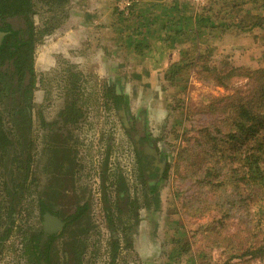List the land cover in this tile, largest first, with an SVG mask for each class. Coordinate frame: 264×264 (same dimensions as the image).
Returning a JSON list of instances; mask_svg holds the SVG:
<instances>
[{
	"label": "trees",
	"instance_id": "1",
	"mask_svg": "<svg viewBox=\"0 0 264 264\" xmlns=\"http://www.w3.org/2000/svg\"><path fill=\"white\" fill-rule=\"evenodd\" d=\"M36 1L0 0V92L7 95L9 90L17 92L18 102L9 111L19 113L29 109L28 103L23 102L21 109L19 103L22 96L30 95L36 82L35 43L41 35V28H37L33 20ZM138 3L130 11V18L139 19V27L135 30L139 38L128 36L127 43L132 49L145 56L154 40L164 41L169 48L184 43L180 47L181 58L169 64L165 75L171 86L184 90L186 82L183 85L176 79L185 68L195 67L206 82H216L231 92L210 96L200 105L190 103L187 107L178 100L175 109L180 115L174 117V126H183L182 132L173 128L184 143L178 146L171 165L149 131L144 113L140 112L137 120L132 122L134 115L123 101L122 90L116 89L114 84L107 87L106 98L111 103L108 108L119 112L127 129L132 131L140 161L145 170L149 169L146 177L165 178L172 169V186L179 196L182 214L187 218H210L193 230L192 238L203 235L206 228L207 245L212 249L226 246L233 251L230 259L264 258V67L245 69L225 62L226 68L216 72V67L210 64L213 52L209 41L216 29L218 36L230 30L264 33V0H214L204 4L199 11H194L187 3L173 0L167 6L163 4L164 9L157 14L151 11L153 5ZM52 28L49 24L44 32L49 33ZM241 77L245 82L239 86ZM73 111L80 112L75 108ZM9 130L6 121L0 117L1 150L11 147ZM145 142L160 152L155 170L150 167L152 159L143 148ZM117 194L123 199L126 190L120 189ZM86 207V204L77 205L76 211L66 217L67 222L77 220ZM108 214L111 218V213ZM176 226L178 230L166 252L165 264H209L204 260V246L198 247L196 255L190 254V236L181 221L176 222ZM232 226L234 231L229 229ZM55 236L44 231L32 236L38 264L42 257L46 264H52L49 250ZM42 238L48 241L43 249Z\"/></svg>",
	"mask_w": 264,
	"mask_h": 264
},
{
	"label": "rangeland",
	"instance_id": "2",
	"mask_svg": "<svg viewBox=\"0 0 264 264\" xmlns=\"http://www.w3.org/2000/svg\"><path fill=\"white\" fill-rule=\"evenodd\" d=\"M172 1L134 0L131 8L136 2L142 6L153 5L151 11L157 14L164 9L163 4L167 6ZM176 1L187 3L194 11H199L204 4L214 0H206L201 4L190 0ZM56 2L36 1L35 22L41 28L36 46V70L38 76L45 79L37 94L45 107L44 116L49 121L52 120L56 117L55 110L62 100L61 79L73 68L75 71L79 70L74 82L80 84L83 113L73 136L76 139L78 160L83 165L78 171V182L88 189L87 192L92 198L90 220L94 228L89 232L91 236L89 237V233L87 236L89 240L85 258L89 263L93 259L95 264H165L166 252L170 249L171 240L175 238V232L178 230L176 222L181 221L190 236L193 230L210 218H187L182 214L179 196L175 194L172 186L173 172L170 169L168 176L157 184L155 193L148 197L147 204H142L143 200L139 197L141 206L136 221L133 213L120 210V203L117 204L116 200L112 203L119 217L116 222L122 239L119 242L116 262L110 263L112 251L108 244L109 229L101 207L102 189L96 192L95 189H98L103 181L102 172L106 164V184H111V181L118 182L121 178L124 182L132 181V176L129 171L130 144L122 127V119L109 109V104L105 102L106 86L110 82L117 83L131 113H144L148 129L159 147L167 154L170 165L174 162L178 146L184 143H181V136H177L174 129L177 127L178 131L182 132L183 127L174 126V117L180 115L179 110L175 109L178 100L179 104L186 107L190 103L200 105L210 96H221L231 90L217 85L216 82H206L203 74L198 73L195 67L185 68L176 79L177 82L181 80L183 85L186 82L184 90L171 86L165 75L169 64L181 58L180 47L184 46V43L179 47L169 48L164 41L154 40L145 56L132 49L127 43L128 36L139 38L135 34L139 19L130 18L131 8L127 14L121 11L120 0ZM49 24H52L53 28L49 33L44 32ZM214 31L213 35L209 36L213 52L210 64L216 67V72L219 69L224 70L226 63L245 69L264 67L263 31L230 30L219 36L218 29ZM244 82L245 78L241 77L237 85L241 86ZM43 155L38 159L41 162L45 159ZM114 190L115 188H112L111 192ZM5 195L0 183V203ZM114 197L112 193V199H115ZM30 200V195H21L22 206H26ZM24 220L33 223V228L39 225L36 216L21 219V222ZM82 227L83 224L78 225V228ZM95 228L98 230L95 231ZM229 229L235 230L233 226ZM204 231L203 235L200 234L196 238L190 236V254L196 255L198 247L204 246V260H208L209 264H264V258L248 261H242L244 258L230 259L233 251L221 245L210 248L207 245L208 236H205L208 231L206 228ZM17 246V238L12 237L6 243L1 264H14L17 261L20 253Z\"/></svg>",
	"mask_w": 264,
	"mask_h": 264
},
{
	"label": "flooded vegetation",
	"instance_id": "3",
	"mask_svg": "<svg viewBox=\"0 0 264 264\" xmlns=\"http://www.w3.org/2000/svg\"><path fill=\"white\" fill-rule=\"evenodd\" d=\"M58 1L61 3L67 0ZM53 2L57 3L56 0ZM33 20L36 25L35 14ZM37 28L39 27L37 26ZM1 34L2 32H0ZM37 43L38 40L35 43L34 53L36 82L30 95L22 96L23 99L19 103L20 109L24 103L30 105L29 109L25 113L9 111L11 106L18 102L17 92L9 90L8 95L6 92V95L0 92V117L10 127L9 132L12 135L11 147L5 150L0 149V183H2L6 194L2 199L3 202L0 203V264L6 243L12 237L17 238V247L20 252L14 264H38L33 253L32 236L41 231L56 235L51 241L49 250L52 264H92L93 259L89 263L85 258L88 248L87 241L91 236L89 232L94 229L90 220L92 198L87 192L88 189L78 182V171L83 165L78 160L76 139L73 136L83 113L80 103L82 94L80 84L77 85L74 82V79H77L79 75L77 72L79 70L75 71L73 68L68 75H64L65 78L61 79L63 81L61 82L62 100L55 110L56 117L49 121L43 114L45 107L37 94L45 82L43 76H38L36 70ZM116 84L114 83L115 88L118 89ZM109 85H113V83L110 82L106 86V91ZM106 91L104 97L108 105L111 103L106 98ZM11 99H15V101H11ZM123 101L127 102L124 96ZM74 108L80 112L76 113L73 111ZM72 113L73 115H71ZM116 114L120 115L119 112ZM139 114L140 112L132 114L134 115L132 122L137 120ZM121 119L123 120L122 117ZM121 122L131 148L129 171L132 181L124 182L121 178L118 182L111 181V184H106V164L102 172L103 181L99 188L95 189V192L102 189L101 207L104 221L109 229L108 244L112 251L110 263L116 262L119 242L122 239V233L120 231V236L116 222L119 217L113 209L112 203L116 200L117 204H121L120 210L124 209L123 211L133 213L136 221L141 206L139 197L143 200L142 204H147L148 197L155 193L157 184L162 179L153 180V178L146 177L145 174L149 169L145 170L140 161L138 146L132 139V131L127 129L124 120ZM143 148L152 159L150 167L155 170L160 152L155 151L151 143L146 144L145 142ZM42 155L45 158L43 162L38 160ZM112 188H115L114 192H111ZM120 189L126 190L123 199L117 197ZM112 193L115 195V199H112ZM23 194L30 195L32 200L26 206L21 205V195ZM85 204L86 211L84 210L77 220L68 223L66 217L76 211L77 205ZM42 205L46 207L43 209ZM109 212L111 218H109ZM33 216H36L39 221L37 228H33V223H28L26 220L21 222V219L33 218ZM80 224H83L82 228H78ZM135 225L136 223H134V227ZM96 230L98 228H95ZM88 233L89 237H87ZM40 242H42L41 249L45 247L44 243H48L46 238H42ZM41 264H46L44 257H42Z\"/></svg>",
	"mask_w": 264,
	"mask_h": 264
},
{
	"label": "built area",
	"instance_id": "4",
	"mask_svg": "<svg viewBox=\"0 0 264 264\" xmlns=\"http://www.w3.org/2000/svg\"><path fill=\"white\" fill-rule=\"evenodd\" d=\"M194 3H204L206 0H190ZM134 0H120L119 9L126 14L129 12Z\"/></svg>",
	"mask_w": 264,
	"mask_h": 264
}]
</instances>
